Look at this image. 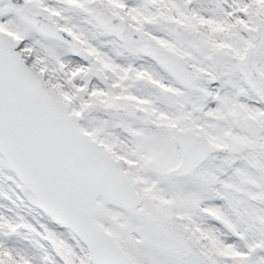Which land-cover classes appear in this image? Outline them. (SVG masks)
<instances>
[{"label": "snow or ice", "instance_id": "1", "mask_svg": "<svg viewBox=\"0 0 264 264\" xmlns=\"http://www.w3.org/2000/svg\"><path fill=\"white\" fill-rule=\"evenodd\" d=\"M0 264H264V0H0Z\"/></svg>", "mask_w": 264, "mask_h": 264}]
</instances>
